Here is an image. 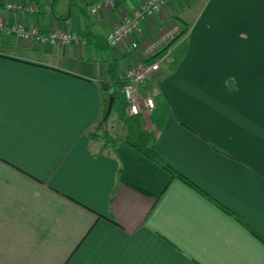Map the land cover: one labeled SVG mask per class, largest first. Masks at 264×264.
Instances as JSON below:
<instances>
[{
    "label": "crops",
    "instance_id": "crops-1",
    "mask_svg": "<svg viewBox=\"0 0 264 264\" xmlns=\"http://www.w3.org/2000/svg\"><path fill=\"white\" fill-rule=\"evenodd\" d=\"M87 1L0 0L7 28L80 40L0 30V264H264V0H171L118 48L107 34L146 0ZM170 24L187 33L138 87L155 109L131 116L117 93L145 57L130 43Z\"/></svg>",
    "mask_w": 264,
    "mask_h": 264
},
{
    "label": "built area",
    "instance_id": "built-area-1",
    "mask_svg": "<svg viewBox=\"0 0 264 264\" xmlns=\"http://www.w3.org/2000/svg\"><path fill=\"white\" fill-rule=\"evenodd\" d=\"M170 2L171 0L144 1L131 14L123 15L121 21L107 34V44L111 48H118L119 46L125 45L140 30L141 24L144 21L151 20L156 15L163 14L164 9ZM114 7V0H102L92 7L91 13L97 14L100 11L109 13ZM7 9L10 11L33 12L31 7L23 3H10L7 5ZM0 30L15 35L19 41L27 44L54 45L60 43L63 45H71L80 42L76 33L66 32L61 29L52 30L46 34L38 27H25L21 23L7 28L5 22L0 21ZM183 31V28L179 24H170L168 30L162 33L160 37L150 41L147 47L143 48L138 42L130 43L131 47L136 51H140L145 58L143 61H132L123 77L124 86L122 93L128 104L127 112L129 115L137 116L143 110L152 112L155 109V100L152 97L140 98L138 87L151 80L160 70V60L154 63H148V60L168 47Z\"/></svg>",
    "mask_w": 264,
    "mask_h": 264
},
{
    "label": "trees",
    "instance_id": "trees-1",
    "mask_svg": "<svg viewBox=\"0 0 264 264\" xmlns=\"http://www.w3.org/2000/svg\"><path fill=\"white\" fill-rule=\"evenodd\" d=\"M187 33V30L184 29V31L176 38L174 39L170 45L168 47H166L165 49L161 50L157 55L153 56L150 60H148V63H154L155 61H157L160 57H162L169 49L172 45H174L177 41H179L185 34ZM183 56V54H182ZM180 58H182L180 56ZM124 86V81H121V85H120V90L122 92V88ZM119 90V91H120ZM118 92L117 94H119V96H122L121 99V103L124 104V106L127 108L128 104L126 102L125 96L123 93ZM115 93H111V95H113L114 97L117 95ZM117 96V97H119ZM104 101H105V109H104V113L103 116L105 115L106 109H107V105H108V97L106 95H104ZM152 141V139L150 138L149 135H146L144 133H141L140 137L137 139V141L135 143H132V145L139 151L143 152L145 155H147L148 157H152V150H150V142ZM131 143V142H130ZM173 173V171H170ZM180 178H182L180 176ZM183 179V178H182ZM186 180V179H185Z\"/></svg>",
    "mask_w": 264,
    "mask_h": 264
},
{
    "label": "rangeland",
    "instance_id": "rangeland-1",
    "mask_svg": "<svg viewBox=\"0 0 264 264\" xmlns=\"http://www.w3.org/2000/svg\"><path fill=\"white\" fill-rule=\"evenodd\" d=\"M55 3L57 4L56 10L59 12H63L66 13L72 9L73 11H79L81 12L80 14H82V10L85 12L87 11L88 5H87V0H41V3L44 6V8L46 6V3ZM76 2V4H75ZM50 8V7H49ZM82 8V9H81Z\"/></svg>",
    "mask_w": 264,
    "mask_h": 264
},
{
    "label": "water",
    "instance_id": "water-1",
    "mask_svg": "<svg viewBox=\"0 0 264 264\" xmlns=\"http://www.w3.org/2000/svg\"><path fill=\"white\" fill-rule=\"evenodd\" d=\"M113 104H114V97H110L109 104H108L107 111H106L105 118H104L105 121L109 118L112 112Z\"/></svg>",
    "mask_w": 264,
    "mask_h": 264
}]
</instances>
